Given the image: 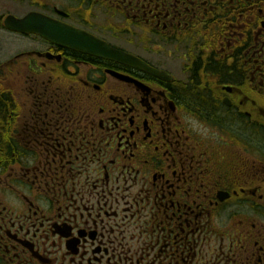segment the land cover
Instances as JSON below:
<instances>
[{"label": "flooded vegetation", "instance_id": "obj_1", "mask_svg": "<svg viewBox=\"0 0 264 264\" xmlns=\"http://www.w3.org/2000/svg\"><path fill=\"white\" fill-rule=\"evenodd\" d=\"M32 13L159 75L6 28ZM0 27L29 91L0 96V264H264V0H0Z\"/></svg>", "mask_w": 264, "mask_h": 264}, {"label": "water", "instance_id": "obj_2", "mask_svg": "<svg viewBox=\"0 0 264 264\" xmlns=\"http://www.w3.org/2000/svg\"><path fill=\"white\" fill-rule=\"evenodd\" d=\"M6 28L23 34L40 35L52 43L68 48H75L82 52H88L100 58H106L134 68L144 69L154 74L155 71L147 67L143 62L123 52H118L91 36H85L78 31L63 25H58L39 14H30L24 19L9 17L5 22ZM83 39L81 45L77 39Z\"/></svg>", "mask_w": 264, "mask_h": 264}, {"label": "rangeland", "instance_id": "obj_3", "mask_svg": "<svg viewBox=\"0 0 264 264\" xmlns=\"http://www.w3.org/2000/svg\"><path fill=\"white\" fill-rule=\"evenodd\" d=\"M23 43V41H19V39H15V36L10 35L9 33H7L6 31H4L3 29H1L0 27V65H4L5 61L8 59L6 56L8 54L13 53L14 50H16L18 48V46L20 45V43ZM167 52H163L164 55H166ZM167 63H168V54L165 57ZM166 67L168 68V64L166 65ZM175 70H179L180 68V72H181V67L180 64L178 63V65L176 67H174ZM179 75V77H181V74L178 72L177 73ZM6 75V72L5 74ZM1 89H0V96L2 95V97H5V92L9 91L12 92L13 95L18 99L19 101V105L21 106V104L25 102L26 97L28 92L26 91V87L27 85L24 84L23 82H13V80L10 81L9 77L5 78L3 83L0 85ZM8 94V93H7ZM18 108H20L18 106ZM1 123V122H0ZM5 139V138H4ZM18 153V151H16ZM16 153V154H17ZM18 155V154H17ZM233 213V212H231ZM223 227H220V231L221 233L224 232V229H222ZM224 228H228V227H224ZM229 229V228H228ZM230 232V231H229ZM227 236V235H225Z\"/></svg>", "mask_w": 264, "mask_h": 264}, {"label": "trees", "instance_id": "obj_4", "mask_svg": "<svg viewBox=\"0 0 264 264\" xmlns=\"http://www.w3.org/2000/svg\"><path fill=\"white\" fill-rule=\"evenodd\" d=\"M0 103H1L0 104V109H1L0 110V117L2 119H4L7 117L5 114V111L7 109V100H3V101L0 100ZM4 131H5V129H4ZM2 139H4V136L0 133V160H1V158H3L5 156V154H6L5 152L7 150L6 145H2ZM12 148H14V150L20 152V147L17 144H15V146L10 145L9 149L12 150Z\"/></svg>", "mask_w": 264, "mask_h": 264}]
</instances>
